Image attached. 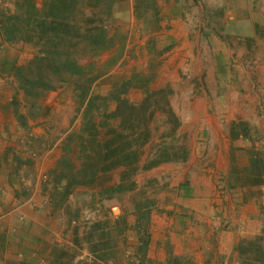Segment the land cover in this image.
Wrapping results in <instances>:
<instances>
[{"label": "rangeland", "instance_id": "obj_1", "mask_svg": "<svg viewBox=\"0 0 264 264\" xmlns=\"http://www.w3.org/2000/svg\"><path fill=\"white\" fill-rule=\"evenodd\" d=\"M35 1L40 7L42 0ZM28 5V0H8L0 6V19L24 18ZM161 7L158 0H113L109 15L103 13L113 37L110 49L99 55L83 46L69 49L86 73L97 75L89 83L91 94L116 89L138 103L148 92L165 89L162 108L136 130L151 133L136 172L124 166L100 172L93 183L74 184L60 198L64 176L76 172L85 155L77 138L67 137L81 127V91L88 81L47 62L42 71L53 88L31 85L27 93L18 80L14 117L23 129L8 133L15 140L2 156L43 178L51 216L46 235L53 241L44 264L89 263L94 257L105 264H196L188 255L167 254L164 263L149 256L153 215L180 204L178 197L189 191L220 212L212 220L226 230L224 235L240 232L229 253L211 251L205 264H264V18L253 20L254 35H246L242 21L166 20ZM20 41L30 59L39 53L30 43L12 42ZM28 61L22 70L32 77ZM164 150L185 154L179 160L187 172L175 188L177 182L142 168ZM54 151L59 157L47 165ZM246 204H253V217L246 218L251 211Z\"/></svg>", "mask_w": 264, "mask_h": 264}, {"label": "crops", "instance_id": "obj_2", "mask_svg": "<svg viewBox=\"0 0 264 264\" xmlns=\"http://www.w3.org/2000/svg\"><path fill=\"white\" fill-rule=\"evenodd\" d=\"M7 1L0 0V6L3 3L7 5ZM158 2L162 6L163 19L204 20L220 17L242 21L247 29L246 35H254L253 20L258 16L264 18V0H218L216 4H207L204 0ZM30 57L23 42L8 41L0 29V264L35 263L34 260H38L37 264H44V260L49 257L47 247L50 249L53 245L51 236L46 235L51 216L47 212L48 195L43 178L40 177L41 173L31 174L24 169V165L20 166L12 158L2 156L11 141L15 140L14 135L10 140L8 133L23 129L14 117L16 114L13 104L21 95L16 70ZM31 128L35 130L34 126H28V129ZM55 154L47 159V165L51 166L57 160L59 152ZM45 156L47 153L41 159V167L46 162ZM9 160L12 163L8 164ZM150 172L157 173L159 179L166 178L177 182L172 183L175 188L187 170L183 162L172 160L158 163L150 168ZM193 192L183 193L185 198L179 196L177 199L180 204L167 206L163 212L153 215L149 256L157 263H164L167 254H173L188 255L194 263L205 264L211 251L227 254L234 247L235 235L240 232L233 237L224 235L226 230L216 220H212L217 213L219 219L220 212L204 204L205 198L200 197V193ZM245 206L251 208L245 215L246 218L253 217V204Z\"/></svg>", "mask_w": 264, "mask_h": 264}, {"label": "trees", "instance_id": "obj_3", "mask_svg": "<svg viewBox=\"0 0 264 264\" xmlns=\"http://www.w3.org/2000/svg\"><path fill=\"white\" fill-rule=\"evenodd\" d=\"M28 2L26 17L13 14L6 17L1 15L0 19L5 39L22 40L39 48V53L30 59L25 67L32 74L35 72L33 78L23 73V66L16 70L20 86L27 93L32 92L31 85L42 84L41 86L47 89L53 88L46 83L41 65L44 62L52 64L59 72L78 73L88 81V85H84L81 91V104L84 105L81 127L79 131L67 137L71 140L75 136L85 155L82 156L81 167L72 172L71 176H64L67 183L62 190L58 189L60 198L67 195L74 184L93 183L100 172L105 173L121 166L129 168L132 173L136 172L144 154L142 146L151 136L148 129H142L139 133L136 130L142 124L146 125L149 117L152 118L156 110L162 108L165 89L148 92L138 103L121 96L116 89L105 95L91 94L89 83L95 80L97 75L90 76V73H86L85 66L80 64L69 50L72 46H83L99 55L110 49L113 37L106 28L103 13L106 11L109 15L113 0H42L40 7L35 0ZM164 101L168 107V118L176 127L177 119L169 100L166 98ZM111 104H114L113 108ZM102 128L106 129L103 134ZM180 158H185V154L164 150L154 159L145 161L142 168L148 169L161 161ZM50 181L57 183L59 180L57 178ZM256 182L259 183L260 180L257 179ZM78 262L76 264H105L98 257L92 258L89 263Z\"/></svg>", "mask_w": 264, "mask_h": 264}]
</instances>
